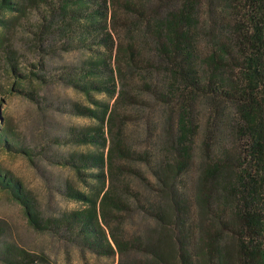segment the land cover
Here are the masks:
<instances>
[{
    "label": "trees",
    "instance_id": "trees-1",
    "mask_svg": "<svg viewBox=\"0 0 264 264\" xmlns=\"http://www.w3.org/2000/svg\"><path fill=\"white\" fill-rule=\"evenodd\" d=\"M72 51L85 56L47 64ZM0 61L1 96L90 121L35 151L0 112V149L80 185L56 192L81 207L45 215L0 166V191L33 230L112 264H264V0H0ZM57 83L84 102L39 93ZM63 145L86 150L47 149ZM6 233L0 220V264H50Z\"/></svg>",
    "mask_w": 264,
    "mask_h": 264
},
{
    "label": "rangeland",
    "instance_id": "rangeland-1",
    "mask_svg": "<svg viewBox=\"0 0 264 264\" xmlns=\"http://www.w3.org/2000/svg\"><path fill=\"white\" fill-rule=\"evenodd\" d=\"M12 42L17 52L34 61L36 56L27 46L25 35L15 30ZM84 53L78 51L61 52L47 58V64L58 67L77 61ZM6 76L0 61V82L6 87ZM39 93L47 100H70L84 102L81 94L62 84H49L39 88ZM55 100V101H56ZM42 105V104H41ZM0 112L6 126L19 139L18 141L38 151L46 147L47 140L63 132L69 125H83L90 121L86 118L66 115L55 110L45 108L25 99L21 95L8 92L0 95ZM200 136L197 135L194 143L198 144ZM46 142V144H45ZM49 151L67 153L69 151H84L86 147L63 145L47 147ZM201 159L200 150L194 148L193 169ZM34 165L19 153L0 149V166L17 177L21 183L32 193L38 208L45 215H54L61 210H71L81 207V204L69 200L56 192V188L64 179L69 178L77 186L70 170L60 168L37 157ZM193 174V173H192ZM0 220L7 228L6 236L12 242L34 252L43 253L50 264H112L115 257H98L90 252L80 249L56 236L33 230L26 222L20 206L6 193L0 191Z\"/></svg>",
    "mask_w": 264,
    "mask_h": 264
}]
</instances>
